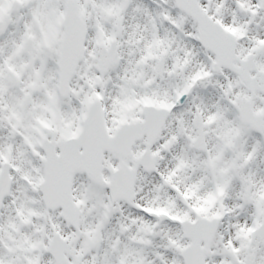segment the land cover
Returning <instances> with one entry per match:
<instances>
[{
  "label": "snow or ice",
  "instance_id": "obj_1",
  "mask_svg": "<svg viewBox=\"0 0 264 264\" xmlns=\"http://www.w3.org/2000/svg\"><path fill=\"white\" fill-rule=\"evenodd\" d=\"M0 264H264V0H0Z\"/></svg>",
  "mask_w": 264,
  "mask_h": 264
}]
</instances>
